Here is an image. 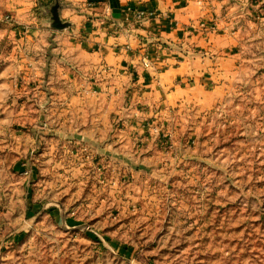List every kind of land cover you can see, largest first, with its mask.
<instances>
[{
    "label": "rangeland",
    "instance_id": "rangeland-1",
    "mask_svg": "<svg viewBox=\"0 0 264 264\" xmlns=\"http://www.w3.org/2000/svg\"><path fill=\"white\" fill-rule=\"evenodd\" d=\"M52 4L0 0V264H264V0L230 13V75L211 106L117 108L108 93L111 128L104 114L97 137L83 133L86 110L41 116L23 79L11 89V51H24L12 27L50 29L24 46L51 51ZM41 118L57 133L35 139ZM45 151L57 164L40 165Z\"/></svg>",
    "mask_w": 264,
    "mask_h": 264
},
{
    "label": "crops",
    "instance_id": "crops-1",
    "mask_svg": "<svg viewBox=\"0 0 264 264\" xmlns=\"http://www.w3.org/2000/svg\"><path fill=\"white\" fill-rule=\"evenodd\" d=\"M58 3L61 17L70 22L67 30H76L80 39L66 35L62 45L52 40L55 46L51 51L43 50L38 56L39 51L31 52L24 44L35 43L40 34L47 33L49 37L51 30L37 29L35 25L12 27L20 34L16 39L24 51H11L16 67L10 84L13 87L19 79L25 81L24 90L30 98L36 95L40 99V103L32 101L41 116L50 109L61 111L64 105L75 112L86 110L89 113L86 121L91 125L84 127L83 133L93 137L104 128L101 124L104 114L109 116L105 117L106 130L111 128L110 109L114 105L108 104L109 97H117V108L138 107L147 111L191 102L209 107L225 92L231 70L227 30L234 24L232 17L242 20L237 10L245 0H58ZM139 12L144 15L140 17ZM230 13L232 17L228 19ZM209 24L212 29H208ZM126 33L130 36L128 40ZM127 45L131 50L126 49ZM206 49L214 52L205 54ZM52 63L56 85L51 82V67H43ZM89 103L93 104L92 111ZM44 118L35 125V139L57 133L53 126L50 132L43 128L48 126ZM39 124L43 127L39 128ZM52 151L44 152L40 165L46 167L49 161L57 164L53 161L57 152ZM77 151L73 150L71 156ZM33 152L30 150L29 157L22 162L24 174L34 166L30 160ZM101 158L102 152L93 150L94 165ZM47 182L45 178L40 183ZM53 201L44 200L42 205Z\"/></svg>",
    "mask_w": 264,
    "mask_h": 264
},
{
    "label": "water",
    "instance_id": "water-1",
    "mask_svg": "<svg viewBox=\"0 0 264 264\" xmlns=\"http://www.w3.org/2000/svg\"><path fill=\"white\" fill-rule=\"evenodd\" d=\"M53 4H52V7L54 9V11L52 12V15H51V19L49 21V23L51 24L50 26L55 28V29H58V30H62V29H69L70 28V22L67 21V20H64L62 17H61V14L58 10V0H52ZM49 203H52V202H48L46 204L43 205V209H46L47 207H50V204ZM59 217H60V220L62 222V224L64 226L67 225V221L65 220V214L63 213L62 211V207H60V210H59ZM72 225V224H71ZM77 228H82L83 227H78V226H73L71 227V229H77Z\"/></svg>",
    "mask_w": 264,
    "mask_h": 264
},
{
    "label": "built area",
    "instance_id": "built-area-1",
    "mask_svg": "<svg viewBox=\"0 0 264 264\" xmlns=\"http://www.w3.org/2000/svg\"><path fill=\"white\" fill-rule=\"evenodd\" d=\"M135 12H137V10H135ZM143 12H139V16L142 17L144 15V13L142 14ZM165 16L167 17V15L165 14ZM69 32L67 29H62V30H58L55 32V35L53 36V41L57 44V45H62V42L65 38L66 35H70L71 37H73L74 39H80V34L74 30H70ZM125 38L128 40L130 38L129 34L126 33L125 34ZM126 49L127 50H131V48L127 45L126 46ZM147 64V62H146ZM117 88H115L116 90Z\"/></svg>",
    "mask_w": 264,
    "mask_h": 264
},
{
    "label": "flooded vegetation",
    "instance_id": "flooded-vegetation-1",
    "mask_svg": "<svg viewBox=\"0 0 264 264\" xmlns=\"http://www.w3.org/2000/svg\"><path fill=\"white\" fill-rule=\"evenodd\" d=\"M45 9H46V12H48V9H50L51 14H52V12L54 11L52 5H51V6H48V8H45ZM58 9H59V7H58Z\"/></svg>",
    "mask_w": 264,
    "mask_h": 264
}]
</instances>
